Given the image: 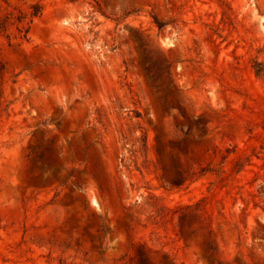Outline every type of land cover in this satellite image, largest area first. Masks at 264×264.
<instances>
[{
	"label": "rangeland",
	"instance_id": "374dc122",
	"mask_svg": "<svg viewBox=\"0 0 264 264\" xmlns=\"http://www.w3.org/2000/svg\"><path fill=\"white\" fill-rule=\"evenodd\" d=\"M20 13L0 264H264V0H0Z\"/></svg>",
	"mask_w": 264,
	"mask_h": 264
},
{
	"label": "trees",
	"instance_id": "16d2710c",
	"mask_svg": "<svg viewBox=\"0 0 264 264\" xmlns=\"http://www.w3.org/2000/svg\"><path fill=\"white\" fill-rule=\"evenodd\" d=\"M42 10L43 9L40 5L33 6V11L30 14V17H31L30 23L32 22V19H34V18H36L42 14ZM26 19H27V14H24V13H20V15H18L15 18L12 14H8L3 19H0V33L7 32L9 26L14 25L16 23L21 24V23L25 22ZM18 31L21 34L22 39L27 38V35L29 33L28 27L27 28L26 27L18 28Z\"/></svg>",
	"mask_w": 264,
	"mask_h": 264
}]
</instances>
